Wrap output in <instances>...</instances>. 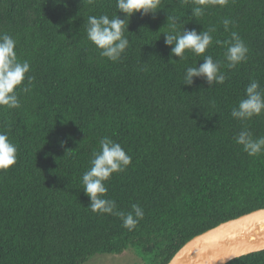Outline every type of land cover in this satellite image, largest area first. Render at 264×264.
I'll return each mask as SVG.
<instances>
[{
	"label": "trees",
	"instance_id": "obj_1",
	"mask_svg": "<svg viewBox=\"0 0 264 264\" xmlns=\"http://www.w3.org/2000/svg\"><path fill=\"white\" fill-rule=\"evenodd\" d=\"M194 6L162 0L154 17L135 13L125 32L130 46L112 62L86 27L90 15L117 13L116 0H0V32L17 41V56L35 78L29 92L17 89L20 108H0V131L18 150L17 163L0 171V264H79L128 247L143 264H166L194 235L264 207V153L249 156L235 141L244 129L264 137V113L231 116L252 80L264 89V0L206 6L196 19ZM171 16L197 32L214 27V41L236 32L247 61L222 68V84L194 78L183 85L185 69L204 56L170 58L161 32ZM225 51L214 42L205 55L226 63ZM104 136L132 157L105 182L117 211L127 214L133 204L144 211L131 231L116 215L93 213L82 189ZM224 264H264V249Z\"/></svg>",
	"mask_w": 264,
	"mask_h": 264
},
{
	"label": "clouds",
	"instance_id": "obj_2",
	"mask_svg": "<svg viewBox=\"0 0 264 264\" xmlns=\"http://www.w3.org/2000/svg\"><path fill=\"white\" fill-rule=\"evenodd\" d=\"M58 2V0H57ZM187 3V0H183ZM194 6L191 17L198 18L205 14L206 6H226L229 0H193ZM162 0H116L117 13H122L123 18L115 13L112 17L107 14L100 16L90 15L87 18V39L100 50L99 54L112 62H117L125 54L130 46L129 39L125 36L128 31L130 18L139 13L141 16L155 14L161 9ZM168 31L161 32L164 36V44L170 47V58L178 57L179 60H187L186 52L196 56H204L203 63L199 66L187 67L183 75V85L192 86L194 78H203L211 86L213 83L222 84L225 73L222 68L229 70L236 68L242 62L247 61L249 48L236 32L231 33L229 40L220 41L213 38L212 33L216 29L199 31L195 28L187 29L181 22V18L167 17ZM178 20L183 28L178 27ZM225 31L229 30L232 21L228 18L222 21ZM226 47L222 63L215 60L212 55H205L213 43ZM17 41L7 33L0 32V108L18 109L21 107L17 89L29 92L35 79L30 73V63L20 60L15 51ZM169 58V59H170ZM27 80V84H25ZM23 85V87H21ZM264 113V89L256 80H252L245 88V98L240 100L237 107L231 111V116L239 121H246L253 116ZM70 136L59 140L58 145L63 148ZM237 144L249 156H257L264 153V137L253 138L250 131L241 130L235 137ZM99 151L92 153L90 167L81 177L83 192L89 198L93 213L110 214L120 217L123 227L129 231L136 228L144 217V211L137 205H132V211L124 213L116 210V203L106 198L109 181L113 173H120L131 164L132 157L128 155L120 143L108 136L101 137L98 141ZM17 145L10 139L7 131H0V171H7L17 163Z\"/></svg>",
	"mask_w": 264,
	"mask_h": 264
},
{
	"label": "water",
	"instance_id": "obj_3",
	"mask_svg": "<svg viewBox=\"0 0 264 264\" xmlns=\"http://www.w3.org/2000/svg\"><path fill=\"white\" fill-rule=\"evenodd\" d=\"M263 249L264 207H261L194 235L166 264H224Z\"/></svg>",
	"mask_w": 264,
	"mask_h": 264
},
{
	"label": "rangeland",
	"instance_id": "obj_4",
	"mask_svg": "<svg viewBox=\"0 0 264 264\" xmlns=\"http://www.w3.org/2000/svg\"><path fill=\"white\" fill-rule=\"evenodd\" d=\"M144 260L135 247H128L121 253H96L79 264H143Z\"/></svg>",
	"mask_w": 264,
	"mask_h": 264
}]
</instances>
